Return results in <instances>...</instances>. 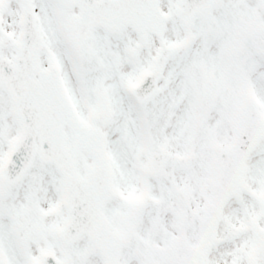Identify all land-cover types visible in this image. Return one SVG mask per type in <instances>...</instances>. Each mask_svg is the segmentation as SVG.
<instances>
[{"label":"snow or ice","instance_id":"6c2138e0","mask_svg":"<svg viewBox=\"0 0 264 264\" xmlns=\"http://www.w3.org/2000/svg\"><path fill=\"white\" fill-rule=\"evenodd\" d=\"M0 264H264V0H0Z\"/></svg>","mask_w":264,"mask_h":264}]
</instances>
